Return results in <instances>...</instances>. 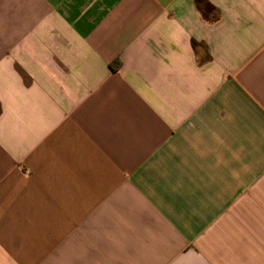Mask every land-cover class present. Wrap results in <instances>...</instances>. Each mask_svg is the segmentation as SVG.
Returning <instances> with one entry per match:
<instances>
[{"label":"crops","instance_id":"obj_1","mask_svg":"<svg viewBox=\"0 0 264 264\" xmlns=\"http://www.w3.org/2000/svg\"><path fill=\"white\" fill-rule=\"evenodd\" d=\"M0 264H264V0H0Z\"/></svg>","mask_w":264,"mask_h":264},{"label":"trees","instance_id":"obj_2","mask_svg":"<svg viewBox=\"0 0 264 264\" xmlns=\"http://www.w3.org/2000/svg\"><path fill=\"white\" fill-rule=\"evenodd\" d=\"M116 67L114 66V67H112V69H115Z\"/></svg>","mask_w":264,"mask_h":264}]
</instances>
